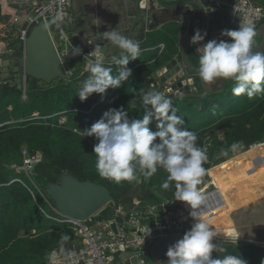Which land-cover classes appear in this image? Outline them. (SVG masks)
<instances>
[{
  "label": "trees",
  "instance_id": "16d2710c",
  "mask_svg": "<svg viewBox=\"0 0 264 264\" xmlns=\"http://www.w3.org/2000/svg\"><path fill=\"white\" fill-rule=\"evenodd\" d=\"M256 2L264 5V0ZM180 28L179 23L171 22L158 31L148 32L147 40L139 44L140 56L127 65L132 70V77L117 89L109 88L103 97L93 93L82 102L76 95L81 83L90 74L85 70V60L82 58L78 69L72 63L66 64L67 70L73 71L69 80L57 79L46 84L27 77L26 94L15 76L0 83V264H49L52 251L68 243L75 235L73 226L44 216L38 206L39 194L36 195V202L29 191L33 188L31 181L22 175L15 177L7 165V162H16L23 157L24 150L32 155L40 151L43 155L42 162L35 169V182H43L46 186L58 184L61 176L68 174L80 182L90 181L105 187L114 205L110 203L99 213V222L113 219L116 207L129 209L135 198L143 203H158L166 197L174 198L175 182H172L170 189L161 187L167 177L163 169H158L148 180L139 171L136 172L137 180L133 181L116 183L102 178L96 170V156L93 153V146L98 141L94 136H83V131L90 129L104 112L112 108L123 107L130 120L142 118L144 109L139 103V90L148 91V79L156 77L180 53ZM197 29H201L200 23L191 28V34L194 35ZM254 40L258 46L262 38L257 35ZM161 44H165L166 48L160 54L158 47ZM167 50L171 54L165 58ZM189 56L196 67L195 47L189 50ZM106 66L113 67L115 74L116 66L111 61L106 62ZM40 82L44 85H39ZM233 87L234 81L231 79L221 92L214 95L212 101L203 102V98L199 101L196 97H190L192 93L183 97L167 96L172 99L177 115L184 120L181 127L196 132L197 146L207 148L208 161L203 165L207 173L213 167L239 158L264 144V94L252 98L246 94L234 96L231 91ZM37 113L39 117H35ZM62 118H66L65 124L60 123ZM149 127L156 131V121L153 120ZM234 142L242 144L237 152L230 150ZM155 143H159V140ZM222 149L227 150L228 155L217 159L216 153ZM207 173L201 178V181L204 179L198 188L207 183L208 180L204 181ZM17 179L23 183L14 181ZM262 203L264 201L233 213L242 238L264 242V206L256 209ZM231 214L221 221V234L224 227L232 229ZM220 248L225 251H213V259L237 255L247 264L264 262L263 247L224 243ZM167 259L165 257L154 263L167 264ZM149 261L152 262L151 257Z\"/></svg>",
  "mask_w": 264,
  "mask_h": 264
},
{
  "label": "clouds",
  "instance_id": "9594fccd",
  "mask_svg": "<svg viewBox=\"0 0 264 264\" xmlns=\"http://www.w3.org/2000/svg\"><path fill=\"white\" fill-rule=\"evenodd\" d=\"M63 15L57 13L50 23L60 27ZM207 35L199 29L191 37V44H201L196 48L197 77L204 82H213L218 78L232 79L234 96L247 95L252 98L264 94V50H256L254 38L258 30L250 23L239 24L236 30H223L221 36L229 40L212 39L202 43ZM100 39L111 42L121 51L112 56L111 64L106 66L101 46L86 56L93 57L86 66L90 73L76 95L83 102L93 93L101 97L109 88L117 89L122 83L129 81L133 73L127 65L140 56V45L127 38L119 31L112 29L100 33ZM82 49L71 46L72 55H80ZM140 101L144 112L140 119H129L127 111L121 107L112 108L103 113L101 119L90 129L83 131V136H94L98 141L93 146L96 156V170L105 179L120 183L121 181L137 180L139 171L145 180L155 175L158 169L167 173L161 183L163 189H170L174 183V197L190 206V217L194 223L183 237L167 249V264H247L237 255H225L213 259L212 252H223L213 238L217 233L208 222L202 220L201 206L205 196L198 189L201 178L207 173L203 166L208 161L207 148L197 146L196 132L181 127L184 120L177 115L172 99L163 92L139 90ZM156 121V131L149 125ZM159 140V143L155 141ZM242 148L240 142L230 145L232 152ZM220 156H227V150H221ZM66 238V237H65ZM264 264V262H262Z\"/></svg>",
  "mask_w": 264,
  "mask_h": 264
},
{
  "label": "built area",
  "instance_id": "2783aa9c",
  "mask_svg": "<svg viewBox=\"0 0 264 264\" xmlns=\"http://www.w3.org/2000/svg\"><path fill=\"white\" fill-rule=\"evenodd\" d=\"M221 2L231 8L229 27L232 30L238 29L239 24L244 22H250L258 29L264 21V5L256 0H234L232 3L229 0H222ZM8 9L12 10L13 25L20 27L19 37L23 48L26 46L32 28L44 21L52 38L54 40L59 38L58 42L55 41V45L63 62L65 58L74 61L77 56L84 59L87 66L94 59L86 56L94 50V47H89L85 49V52L82 51L80 55L75 56L67 50L71 49V46H75L66 31L67 25L73 21V0H0V16H4ZM57 13L63 15V21L60 22V27L55 25V31H53L49 21ZM220 31L216 32V39L227 40L221 36ZM62 44L65 49L60 51ZM158 48L162 53L166 47L165 44H161ZM106 62L108 63L105 59ZM151 87H155V85L151 84ZM169 92L173 93L172 89H169ZM35 117H39V114H35ZM60 123L65 124L66 118H62ZM24 151L22 168L33 185L29 191L36 202L37 194L43 196L57 216L50 215L38 204L42 213L49 220L73 226L75 232L74 237L70 238L68 243L52 251L49 264H147L144 260V250L147 247L161 237L185 234L194 223L189 215L190 206L184 202L176 201L175 197L163 198L158 203H143L140 199L135 198L129 209L122 206L116 207L113 219L99 222L96 226H87V221L70 219L57 210L34 180L36 166L43 160L42 153L38 151L32 155L27 150ZM14 181L23 183L20 179ZM214 192L209 189L204 195L205 202L201 206V217L206 214L211 215L218 209L220 203L222 205L225 203L223 198L218 200L213 195ZM112 204L114 205L113 201ZM113 223L116 224L118 232L112 229ZM231 241L213 238V243L217 244L218 248L224 243H231ZM151 264L154 263L151 262Z\"/></svg>",
  "mask_w": 264,
  "mask_h": 264
},
{
  "label": "water",
  "instance_id": "95a60500",
  "mask_svg": "<svg viewBox=\"0 0 264 264\" xmlns=\"http://www.w3.org/2000/svg\"><path fill=\"white\" fill-rule=\"evenodd\" d=\"M222 0H126L127 9L129 11L128 21L132 26L131 33L134 28L144 21L151 9V4L159 10L177 11L190 9L191 13L199 17L201 24V34L209 33L211 29V20L216 19L222 12L221 8L225 5ZM145 3V4H144ZM191 20L189 23L182 22L180 32V53L176 58L170 61L157 76L162 82H169L173 94H186L195 87L197 93H204L203 81L197 77L195 66L192 64L189 56V50L193 47L197 48L200 44L193 45L190 40L192 28ZM258 36L262 41L256 50H264V21L258 27ZM206 35V36H207ZM205 36V38H206ZM55 41L59 38H52L48 27L44 21L32 28V31L26 41L23 57H9V60H17L20 64L21 71L24 76V93L26 94L27 77L51 84L57 79L69 80L71 74L68 72L65 63L56 48ZM164 75V76H163ZM192 84V85H191ZM168 87V86H167ZM46 193L50 196L56 205L57 210L70 219L86 222L92 217L98 215L110 203L112 197L110 192L103 186L92 182H80L72 175H62L58 184H48ZM112 229L117 231L116 224H112ZM184 234L176 236H164L156 240L151 246L147 247L152 253V259L158 261L165 258L167 249L177 240L181 239ZM240 236L241 243L252 244L263 247L264 242L245 240ZM238 242L237 240H235Z\"/></svg>",
  "mask_w": 264,
  "mask_h": 264
},
{
  "label": "rangeland",
  "instance_id": "374dc122",
  "mask_svg": "<svg viewBox=\"0 0 264 264\" xmlns=\"http://www.w3.org/2000/svg\"><path fill=\"white\" fill-rule=\"evenodd\" d=\"M234 0H229L230 3H232ZM222 14H223V21L220 23L221 31L229 29L232 30L229 27V17L231 13V8L229 6H223L221 8ZM51 21V20H50ZM49 21V23H50ZM0 83H3L6 81V79L12 78L15 76V79L17 80V83L24 88V76L22 73V69L20 67V64L17 60L13 59L12 61L7 59L9 57H23L24 56V48H23V43L20 40L19 37V30L20 27L17 25H13V16L12 13L8 11L7 15L5 17L0 16ZM200 23V21H199ZM225 23L223 26L222 24ZM147 24V18L144 20V25L146 26ZM51 29L55 31V25L51 24ZM81 26L79 25L78 22L76 23H70L67 25L66 31L67 34L70 38V40L74 43L75 46H78L79 48H82V44L79 43L77 40L78 35H82L81 32ZM218 28H214L211 32V39H213L214 32H216ZM128 35V34H127ZM126 35V37H127ZM227 38L229 40L230 38ZM216 39V37H215ZM85 45L87 42L84 43ZM111 43H103L99 44L101 46V51L104 55H106L108 58H112V56H118L120 53V49L114 45H110ZM62 49H65V46L62 44L60 45V51ZM69 53H71V49H67ZM113 52V54H110ZM170 52L168 50L164 53L165 58L167 56H170ZM81 58H78L77 56L75 57L74 61H69V58L64 59L65 66L68 63H72V66L74 68L78 69L80 66V60ZM172 61V60H170ZM67 68V67H66ZM71 76L73 74V71H68ZM164 76V75H163ZM162 75L161 78L157 79V76L148 79V91L149 90H155V91H160L163 92L166 96L172 95L173 93L169 92V89H171L169 82L163 83L162 82ZM231 79H223V78H218L213 82H204L203 81V86H204V93L200 94L202 96L199 97V93L195 90V88L192 86V91L190 93L186 94H177L175 97H183L187 94H191L190 97H196L199 99L203 98L204 101H212L214 98V95L217 92H221L226 84L230 81ZM42 82V81H41ZM39 83V85H44L42 83ZM151 84H154L155 87H151ZM153 86V85H152ZM168 86V87H167ZM194 88V89H193ZM214 132L212 131V134ZM214 137V135H213ZM216 141V138H215ZM257 150V151H255ZM25 152V151H24ZM220 151L216 153V158H223L224 156L219 155ZM243 156L246 157V160L239 161V158L232 159L230 162H232V166L230 168L227 167V163L225 164H220L207 173V179L204 181H207V183L203 184L202 187L198 188L203 195L206 194L207 190L211 189L212 191H215L213 195L220 200V198H224L226 195V199L231 200V198H235L234 204L231 206H237L240 205L244 202H246V198L249 195L250 197L252 196H258L264 194V144L258 146L257 148L250 150ZM242 157V156H241ZM255 157V158H254ZM23 158H24V153L23 157L19 158L16 160V162H7V165L9 168L12 170L13 174L15 177L21 176L26 177L25 172L23 170ZM224 168V169H223ZM18 175V176H17ZM28 179V178H27ZM204 179V178H203ZM202 179V181H203ZM201 181V183H202ZM30 182V181H29ZM36 184L39 186V188L44 192L45 197L54 205L55 203L53 200L50 198V196L46 193V184L41 183V182H36ZM223 186L226 188V194L224 195V191L222 190ZM219 187L220 191L216 193V188ZM207 198V197H206ZM244 198V199H243ZM226 202L225 200H223ZM264 201V199H261L251 205H256L259 204L260 202ZM229 203V202H228ZM226 203L227 207H231ZM40 205L52 216H57V214L51 209L50 205L48 202H46L45 198L40 196ZM222 204L220 203L219 206ZM250 205V206H251ZM249 206V207H250ZM264 206V203L261 205L257 206L256 209H260V207ZM247 207V206H246ZM214 213L206 214L201 217L204 221L207 222V219H209L211 216V223L209 222V225L211 228H217L218 225V220H216V217H214ZM99 213L98 215L92 217L89 221H87L86 225L87 226H96L97 223H99ZM233 218V216H232ZM222 236L217 234V238L219 239H228L232 240L231 243L234 245H241L242 243L238 241V238L236 236H233L230 232V227H224L223 229ZM238 231V230H237ZM217 233V232H216ZM237 240L238 242H236ZM213 242V241H212ZM144 260L147 264H151L149 261L150 257L152 258V253H150L148 250H144ZM152 262L154 263L155 260L152 259ZM155 264V263H154Z\"/></svg>",
  "mask_w": 264,
  "mask_h": 264
},
{
  "label": "crops",
  "instance_id": "0c3cea01",
  "mask_svg": "<svg viewBox=\"0 0 264 264\" xmlns=\"http://www.w3.org/2000/svg\"><path fill=\"white\" fill-rule=\"evenodd\" d=\"M7 11L12 13V10L8 9ZM7 11L5 12V15L2 17H5L7 15ZM72 14H73L72 22L73 23L78 22L79 25L82 27L81 32H80L82 35H78L77 37V40L83 46L82 48H80L82 50L88 49L89 47H95L97 44L101 45L107 42L111 43L109 41L100 39V33H103L104 31H107V30L111 31L112 29L116 28V30L119 31L121 34L125 36L128 34L127 38L133 39L134 41L141 44L147 40L146 35L148 32L158 31L164 25L171 23V22H177L182 26V22L186 21L189 23V20H191V23H192L194 20L196 21V18H197L196 15L191 13L190 9L177 10V11L159 10L156 6L151 4V9L147 17L146 26L144 25V21H142L140 24H138L134 28V30L132 31V34L130 35L132 26L129 24V21H128L129 11L127 9L126 0H73ZM192 17L194 18L193 21H192ZM222 21H223V14L221 12L216 19L211 20L210 22L211 29L202 43H206L212 40L211 39L212 30L214 28H218L216 32L221 30L222 28L220 29L221 27L220 23ZM196 24L197 22L196 23L194 22V25L192 26H195ZM224 24L225 23H223L222 26ZM180 32H181V28L179 29V35H178L179 44H180V39H181ZM216 32H214V36L216 35ZM213 39H215V37ZM85 42H87L86 45L84 44ZM110 54H113V52H111ZM178 54L176 55V57L178 56ZM104 56L107 61H111V59L108 58L106 55ZM222 190H225L224 191V195H225L226 188L224 186ZM261 199H264V194L258 195V196H252V197L248 195L246 198V202L234 207L231 205L234 204L235 198H231V200L230 198L226 199V195H225L223 200H225L226 202L223 205L219 206L218 209H216L214 213V217H216V220L219 221L217 228H214L215 232H217L218 235L222 236V234L220 233L219 226H220L221 221L228 214L232 213L231 214V217H232L234 212L243 210V209H249V206L251 204ZM226 203H228V205L231 207H227ZM211 217L207 219V222H209L210 224H212ZM232 220H233L232 221L233 227L231 229L232 230L231 234H233V236H236L238 240H240L241 238L239 236V232L237 231L234 219L232 218ZM259 226L260 225H258L257 227ZM262 226L264 228V223ZM245 240H251V239H245ZM251 241H255V240H251Z\"/></svg>",
  "mask_w": 264,
  "mask_h": 264
},
{
  "label": "bare ground",
  "instance_id": "6f19581e",
  "mask_svg": "<svg viewBox=\"0 0 264 264\" xmlns=\"http://www.w3.org/2000/svg\"><path fill=\"white\" fill-rule=\"evenodd\" d=\"M144 4H145V3H144ZM191 85H192V84H191ZM193 89H194V88H193ZM255 151H257V150H255ZM254 158H255V157H254ZM243 160H246V157H245V156H242V157L239 158V161H243ZM232 165H233V164H232V162H230V161L227 163V167H228V168H230ZM223 169H224V168H223ZM219 191H220V188L217 187V188H216V193H218Z\"/></svg>",
  "mask_w": 264,
  "mask_h": 264
},
{
  "label": "flooded vegetation",
  "instance_id": "af4514ba",
  "mask_svg": "<svg viewBox=\"0 0 264 264\" xmlns=\"http://www.w3.org/2000/svg\"><path fill=\"white\" fill-rule=\"evenodd\" d=\"M193 19H194V18L192 17V21H193ZM199 20H200L199 17H197V18H196V21L194 20V21L192 22V25H194V22H195V23L197 22V24H199ZM195 90H196V89H195Z\"/></svg>",
  "mask_w": 264,
  "mask_h": 264
}]
</instances>
